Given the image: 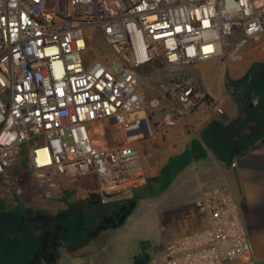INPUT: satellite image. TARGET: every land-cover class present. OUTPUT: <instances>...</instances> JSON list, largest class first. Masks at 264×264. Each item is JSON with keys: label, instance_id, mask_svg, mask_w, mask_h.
Instances as JSON below:
<instances>
[{"label": "built area", "instance_id": "built-area-1", "mask_svg": "<svg viewBox=\"0 0 264 264\" xmlns=\"http://www.w3.org/2000/svg\"><path fill=\"white\" fill-rule=\"evenodd\" d=\"M90 31L105 57H84ZM261 38L264 0H0V199L35 210L92 177L100 203L128 200L145 181L149 113L166 108L164 130L201 105L222 115L188 69ZM103 125L124 143L98 146ZM195 210L200 226L147 264H255L229 188H202Z\"/></svg>", "mask_w": 264, "mask_h": 264}, {"label": "crops", "instance_id": "crops-1", "mask_svg": "<svg viewBox=\"0 0 264 264\" xmlns=\"http://www.w3.org/2000/svg\"><path fill=\"white\" fill-rule=\"evenodd\" d=\"M247 43L245 53L232 66L231 73L235 75L227 76L225 60L220 58L188 69L197 88L211 97L223 114L217 116L201 105L164 130L158 120L166 108L159 110V116L150 112L151 136L140 140L139 157L145 178L158 172V180L171 186V178L184 183L187 174L192 172L200 186L194 207L203 187L229 188L236 197L255 264H264V105L258 104V95L248 97L242 93L239 100L234 98L226 84L227 78L239 81L252 65H264V38ZM230 48V44L226 45L224 51L232 58ZM259 77L264 81L263 74ZM147 131L143 124L142 132ZM98 132L105 134L101 127ZM95 143L112 147L100 139ZM186 219L195 223L191 215ZM200 224L196 223L195 228Z\"/></svg>", "mask_w": 264, "mask_h": 264}, {"label": "rangeland", "instance_id": "rangeland-1", "mask_svg": "<svg viewBox=\"0 0 264 264\" xmlns=\"http://www.w3.org/2000/svg\"><path fill=\"white\" fill-rule=\"evenodd\" d=\"M247 46L248 43L243 46L241 51L232 55V58L227 55L221 56L220 59L225 60L226 63L227 76L235 75L231 73L232 66L241 59ZM87 49L88 53L84 56L87 60L105 57L108 52L95 31L89 32ZM259 67L261 66L254 64L243 76L239 77L240 80H243L245 79L244 75L249 74L251 84L247 89L245 88L247 86L246 81H244V87L241 92L233 96L234 98L236 97L239 100L242 93L248 97L258 95V104L264 105V81L261 80L257 72ZM150 71L156 73L154 69L150 70L149 67L139 69L141 74H148ZM209 71H212V68H209ZM207 73L211 75L209 72ZM236 75L240 76V74ZM235 83L236 81L228 80V78L226 80L231 95L235 93ZM156 85L161 90L170 89L167 85L160 86L159 83H156ZM150 96L151 94H148L147 99ZM159 114V110L156 109L155 115L159 116ZM101 128L104 129L105 134L102 135L98 132L95 138L103 141L105 145L115 146L124 143L123 138L112 128L106 125L101 126ZM135 131H143V123L137 129L128 133ZM28 147L29 144H24L21 147V154L18 156L19 162H23ZM157 174L159 175L158 172ZM158 175L145 178L144 184L135 189L128 200L119 202L120 204H133L127 218L120 226L102 231L91 239L85 240L77 248L71 249L70 253L62 254L58 264H139L142 258L146 257L149 261L157 258L161 247L173 238L194 231L196 223L202 222L195 215L196 210L193 206L196 191L200 187L198 180L194 177L195 175L192 172L187 174V180L184 183L176 182L175 178H171L172 186L158 180ZM94 188L95 181L92 180V177H85L82 180L65 184L63 193L53 203L55 207L53 210L62 207L61 211H65L67 205V208L69 206V208L73 207V212L71 216L67 215L64 219L59 218L53 221V227L64 230L71 218H74V221H79L80 218L86 220L92 218L94 220V218L106 214L109 210L120 205L118 203H99L96 206L87 204L85 199ZM1 203L3 202H0V205ZM49 206L50 204L43 203L38 209L47 212ZM190 215L195 218V223L186 219ZM95 221L97 222L98 219H95ZM0 264H7V262L4 258H0Z\"/></svg>", "mask_w": 264, "mask_h": 264}, {"label": "flooded vegetation", "instance_id": "flooded-vegetation-1", "mask_svg": "<svg viewBox=\"0 0 264 264\" xmlns=\"http://www.w3.org/2000/svg\"><path fill=\"white\" fill-rule=\"evenodd\" d=\"M257 72L263 74L264 65ZM244 81L247 85L245 88L249 89L251 83L246 75L245 79L235 83L234 96L241 92ZM65 207V211H61L62 207L54 211V205L50 204L47 212H44L40 209L10 208L1 204L0 258H4L7 264H58L62 254L70 253L71 249L102 231L117 228V221L124 216V222L131 211L129 203L120 204L94 220L80 218L74 221L71 218L73 222L70 221L64 230L55 229L53 221L71 216L73 212V207Z\"/></svg>", "mask_w": 264, "mask_h": 264}, {"label": "trees", "instance_id": "trees-1", "mask_svg": "<svg viewBox=\"0 0 264 264\" xmlns=\"http://www.w3.org/2000/svg\"><path fill=\"white\" fill-rule=\"evenodd\" d=\"M0 202H3V205L7 207H9L10 205V200L8 198H2L0 199ZM85 202L91 206H96L100 203L99 196L95 193H90L88 197L85 199ZM148 262H149V259L145 257L141 259L139 264H147ZM33 263H41V262H33Z\"/></svg>", "mask_w": 264, "mask_h": 264}, {"label": "water", "instance_id": "water-1", "mask_svg": "<svg viewBox=\"0 0 264 264\" xmlns=\"http://www.w3.org/2000/svg\"><path fill=\"white\" fill-rule=\"evenodd\" d=\"M247 77L250 79V75H249V74L247 75ZM132 207H133V204H130V208H132ZM123 219H124V216L121 217V218L117 221L116 226L121 225L122 222H123Z\"/></svg>", "mask_w": 264, "mask_h": 264}]
</instances>
